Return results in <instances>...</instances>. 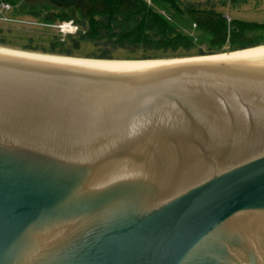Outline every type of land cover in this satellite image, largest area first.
I'll return each instance as SVG.
<instances>
[{
	"label": "water",
	"instance_id": "obj_1",
	"mask_svg": "<svg viewBox=\"0 0 264 264\" xmlns=\"http://www.w3.org/2000/svg\"><path fill=\"white\" fill-rule=\"evenodd\" d=\"M0 264H264V46L0 45Z\"/></svg>",
	"mask_w": 264,
	"mask_h": 264
},
{
	"label": "trees",
	"instance_id": "obj_2",
	"mask_svg": "<svg viewBox=\"0 0 264 264\" xmlns=\"http://www.w3.org/2000/svg\"><path fill=\"white\" fill-rule=\"evenodd\" d=\"M1 2L8 4L10 10L0 13V18L14 13L16 17L35 20L42 31L55 32L41 36L43 39L27 38L23 50L75 57L83 42H87L95 52L83 59L115 60L113 54L117 51L129 52L134 60L208 56L222 53L225 45L234 52L259 46L240 44L238 40L246 32L264 29V25L231 20L213 6L203 8L200 3L187 0ZM69 21L78 31L61 34L56 26ZM2 32L0 29V45L6 43Z\"/></svg>",
	"mask_w": 264,
	"mask_h": 264
},
{
	"label": "rangeland",
	"instance_id": "obj_3",
	"mask_svg": "<svg viewBox=\"0 0 264 264\" xmlns=\"http://www.w3.org/2000/svg\"><path fill=\"white\" fill-rule=\"evenodd\" d=\"M186 1V0H184ZM194 3H200L201 7L213 6L217 10L223 12L229 19L240 20L242 22H253L264 25V0H187ZM210 1V3H207ZM152 3V2H151ZM73 22V21H72ZM0 29H2L3 38H5V46L21 48L25 46V40L29 37L43 39L41 36L48 37L53 32L42 31L39 24L35 20L29 18H19L13 13L12 16L0 18ZM189 29L184 32H188ZM240 44L254 43L264 45V29H256L246 32L242 38L238 40ZM258 47V46H257ZM222 53H230L229 46L225 45ZM250 49V48H249ZM94 47L87 42H83L81 48L76 51L74 58H84L95 52ZM247 50V49H245ZM40 52V51H37ZM115 60H134L133 55L126 51H117L114 54ZM216 55V54H215ZM196 56V55H192ZM88 59V58H85Z\"/></svg>",
	"mask_w": 264,
	"mask_h": 264
},
{
	"label": "built area",
	"instance_id": "obj_4",
	"mask_svg": "<svg viewBox=\"0 0 264 264\" xmlns=\"http://www.w3.org/2000/svg\"><path fill=\"white\" fill-rule=\"evenodd\" d=\"M150 2V1H149ZM10 10V6L3 2L0 3V13ZM59 32L63 35L74 34L78 31L77 26L72 22H63L56 26Z\"/></svg>",
	"mask_w": 264,
	"mask_h": 264
},
{
	"label": "bare ground",
	"instance_id": "obj_5",
	"mask_svg": "<svg viewBox=\"0 0 264 264\" xmlns=\"http://www.w3.org/2000/svg\"><path fill=\"white\" fill-rule=\"evenodd\" d=\"M264 46V45H263ZM263 46H258V47H263ZM258 47H255V48H258ZM250 49H253V48H250ZM248 50V49H247ZM240 51H243V50H240ZM237 52V51H236ZM83 59V58H81ZM117 61H136V60H117Z\"/></svg>",
	"mask_w": 264,
	"mask_h": 264
}]
</instances>
